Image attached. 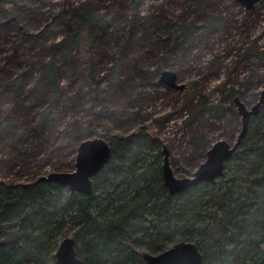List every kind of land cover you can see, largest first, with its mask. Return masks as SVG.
Returning a JSON list of instances; mask_svg holds the SVG:
<instances>
[{"label": "rangeland", "instance_id": "rangeland-1", "mask_svg": "<svg viewBox=\"0 0 264 264\" xmlns=\"http://www.w3.org/2000/svg\"><path fill=\"white\" fill-rule=\"evenodd\" d=\"M17 1L0 3L18 21L0 29V180L46 177L55 172L52 161L59 172H73L82 141L144 125L167 149L173 176L191 178L216 141L233 145L241 130L228 92L239 91L235 98L250 109L264 89V0L249 10L237 0ZM82 12L108 17L105 33L93 42L74 17ZM217 18L218 28L184 41V26L201 29ZM19 28L26 57L11 51ZM56 46L69 48V60ZM251 47L261 57H246ZM54 67V79L39 91ZM165 70L184 88L162 82ZM196 94L224 114H192Z\"/></svg>", "mask_w": 264, "mask_h": 264}, {"label": "trees", "instance_id": "trees-1", "mask_svg": "<svg viewBox=\"0 0 264 264\" xmlns=\"http://www.w3.org/2000/svg\"><path fill=\"white\" fill-rule=\"evenodd\" d=\"M74 17L85 26L91 42L105 33L109 23L108 17L91 12ZM17 22L0 4V29ZM220 23L222 18L201 29L184 26V41ZM24 37L19 28L12 35L11 51L26 57ZM77 44L75 35L72 45ZM56 51L69 60V48L56 46ZM245 56L261 57V53L251 47ZM117 67L111 70V83ZM55 69L39 81V91L54 79ZM228 95L234 100L240 92L231 89ZM193 100L195 116L206 112L219 117L225 112L201 94ZM84 132L93 133L87 127ZM73 136V130L68 131L66 141ZM101 138L110 146V157L91 177L88 195L40 176L30 182L0 180V264H56L54 254L67 237L85 264H147L146 256L178 242L195 244L202 264H264V106L250 118L245 136L216 182L174 195L163 184L162 142L148 126L127 135L110 131ZM48 159L45 154L43 160ZM51 165L60 171L57 162Z\"/></svg>", "mask_w": 264, "mask_h": 264}, {"label": "water", "instance_id": "water-1", "mask_svg": "<svg viewBox=\"0 0 264 264\" xmlns=\"http://www.w3.org/2000/svg\"><path fill=\"white\" fill-rule=\"evenodd\" d=\"M4 0H0L2 3ZM245 9H251L259 0H237ZM11 20V19H10ZM9 20H7L8 22ZM161 81L172 87L177 86L176 74L171 71H162ZM238 113L241 116V130L233 145L224 140L216 141L206 152L205 160L198 166L191 178L177 179L173 176L168 162V152L162 148V179L165 188L171 195L183 192L201 183H214L223 174L224 164L228 162L247 132L251 117L257 116L260 107L264 105V89L260 92L258 101L247 109L238 99L234 98ZM110 157V146L102 138H92L82 141L75 157V169L73 172H50L42 179L56 183L70 192L88 195L92 190L91 177L96 175L106 164ZM1 234V227H0ZM1 244V241H0ZM56 264H85L76 256L74 243L70 237L61 240L54 254ZM147 264H202V256L195 244L191 242H178L167 250L157 254L146 256Z\"/></svg>", "mask_w": 264, "mask_h": 264}, {"label": "flooded vegetation", "instance_id": "flooded-vegetation-1", "mask_svg": "<svg viewBox=\"0 0 264 264\" xmlns=\"http://www.w3.org/2000/svg\"><path fill=\"white\" fill-rule=\"evenodd\" d=\"M264 106V105H263ZM259 114V113H258ZM250 121V120H249Z\"/></svg>", "mask_w": 264, "mask_h": 264}]
</instances>
